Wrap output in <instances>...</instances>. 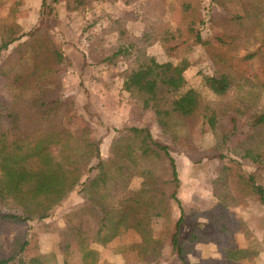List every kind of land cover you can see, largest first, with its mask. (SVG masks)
I'll return each instance as SVG.
<instances>
[{
	"label": "trees",
	"instance_id": "trees-1",
	"mask_svg": "<svg viewBox=\"0 0 264 264\" xmlns=\"http://www.w3.org/2000/svg\"><path fill=\"white\" fill-rule=\"evenodd\" d=\"M98 1L119 0H42L44 20L29 31L16 18L21 2H14L6 17L0 16V75L12 93L8 105L0 102V222L46 225L77 193L82 201L63 214V228H53L60 235L64 264L73 256L81 264H112L100 262L97 246L128 230L139 237L129 249L137 252L142 264H161L166 247L181 264H195L187 259L192 244L214 237L219 242L233 233H242L249 244L225 248L227 262L253 261L259 253L251 242L253 234L243 218L231 216L228 209L245 205L249 198L264 205V184L257 177L264 172V82L251 80L238 67L255 54L243 58L237 44L238 36L246 33L264 48V0H151L147 12L153 19L143 16L147 27L140 36L127 26L132 11L111 18L116 43L105 48L101 36H94L87 57L107 67L127 63L123 89L135 98L133 120L151 115L164 141L153 137L149 123L114 129L106 156L100 139L87 138L94 131L90 113L80 111L75 96L63 91L57 69L70 59L52 32L59 4L71 13ZM122 1L129 5L135 0ZM3 4L0 0V7ZM172 6L180 11L176 27L162 18ZM176 38L202 49L208 70L204 82L214 98H204L188 86L187 61L160 62L148 52L153 43ZM4 52L8 53L2 58ZM208 131L214 141L203 147L196 135ZM179 146L220 166L212 180L217 202L209 211L211 229L195 225L187 240L179 236L185 217L177 197L181 180L171 154V148ZM134 177L142 178L137 189L130 186ZM173 201L181 210L176 220ZM7 203L22 212H4ZM157 218L166 221L158 233L153 225ZM32 248L27 233L18 236L10 254L0 255V264H49L54 256L30 254Z\"/></svg>",
	"mask_w": 264,
	"mask_h": 264
},
{
	"label": "rangeland",
	"instance_id": "rangeland-1",
	"mask_svg": "<svg viewBox=\"0 0 264 264\" xmlns=\"http://www.w3.org/2000/svg\"><path fill=\"white\" fill-rule=\"evenodd\" d=\"M203 1L207 3V0ZM14 2H21L17 8L16 18L25 31H29L35 25L43 22L44 16L40 13L42 0H4V4L0 7V16L6 17ZM150 2L151 0H135L131 4L125 5L122 0L114 4L98 1L89 7L81 5L77 11L71 13L64 10L63 4L57 6L58 18L53 20L52 32L57 40L61 41L70 59L69 63L64 62L57 69L62 80L63 91L66 95L75 96L80 111L85 109L90 113V121L94 131L87 138L89 140H101L102 156H106L108 153L110 142L116 135L114 129L149 123L153 137L156 140L164 141L161 130L151 115H144L141 121L133 120L132 110L136 107L135 98L123 89L122 72L128 67L127 63L120 61L116 66L107 67L104 64H96L87 57L88 42L93 40L94 36H101L105 48L116 43L117 33L110 31V19L122 16L125 10H130L133 14V19L127 22L128 28L136 35H142L147 27L143 16L150 18V20L153 19V14L147 12ZM159 7L160 5H157V10ZM166 11L162 17L163 20L176 27L179 24L180 11L175 6L174 8L173 6L169 7ZM208 32L209 30H204L203 35L206 37ZM237 44L239 55L243 58L247 54H255L253 58H244L243 61H240L238 67L251 80L264 82V48L254 43L252 37L246 33H241L238 36ZM148 52L160 62L167 60L187 61L189 66L185 71V76L188 80V86L197 89L204 98L215 97L205 86L204 77L208 74V70L200 46L193 44L191 40L176 38L164 44L157 41L149 46ZM7 53L4 52L1 57L3 58ZM244 94L242 93V95ZM93 95L97 96L98 99L97 97V100L92 99ZM11 100L12 93L6 87V79L0 75V102L8 105ZM104 106L108 107L107 110ZM261 106L264 109V100ZM95 109L99 112L100 110L107 111L110 116L100 117ZM196 140L203 147H208L213 143L214 138L208 131L203 136L197 134ZM171 154L176 160L177 171L181 180L177 197L182 204L185 217V221L180 227L179 236L182 240H187L195 225L202 224L208 231L211 229L208 219L209 211L217 202L213 195L212 180L220 166L219 162L203 158L198 152L188 154L180 146L172 147ZM246 169L249 172L254 170L252 167H246ZM257 177L264 184V172ZM141 181L142 178L134 177L130 185L131 188H139ZM81 201L79 195L73 193L46 220L50 226L39 222L22 224L0 222V255H9L14 239L18 236L22 238L27 233L33 247L30 249V254L35 251L43 254H54L49 259V264H64L63 255L59 250L60 235L53 228H63V214ZM2 210L18 214L22 212V208L14 203H7L2 207ZM228 211L231 216L241 217L247 223L253 234L251 242L255 243L256 249L259 250L253 261L242 260L236 264H264V205L255 198H249L245 205L231 207ZM180 212L177 202L173 201V220L179 217ZM153 225L158 233L166 226V221L163 218H157L153 221ZM138 240V235L133 230H128L107 245L97 246L100 251V262L142 264L137 252L129 249V246ZM215 240L214 237L208 242L192 244L187 256L188 261L195 264H229L224 249L227 247H245L249 244L242 233H233L230 237L221 239L219 242ZM69 259L70 264H81L77 256ZM159 262L161 264H181V261L170 251L169 247L165 248Z\"/></svg>",
	"mask_w": 264,
	"mask_h": 264
},
{
	"label": "crops",
	"instance_id": "crops-1",
	"mask_svg": "<svg viewBox=\"0 0 264 264\" xmlns=\"http://www.w3.org/2000/svg\"><path fill=\"white\" fill-rule=\"evenodd\" d=\"M96 97H97V96L93 95V96H92V99H96ZM97 99H98V97H97ZM97 99H96V100H97ZM104 107H106V106H104ZM107 108H108V107H106V110H107ZM96 109H98V108H96ZM96 109H95V112H96L100 117H107V116H110L109 113H108L107 111L100 110V112H99V111L96 110ZM101 109H102V108H101ZM109 123H110V121H109Z\"/></svg>",
	"mask_w": 264,
	"mask_h": 264
}]
</instances>
